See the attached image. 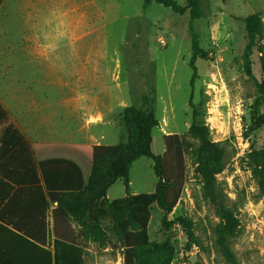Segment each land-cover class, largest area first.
I'll list each match as a JSON object with an SVG mask.
<instances>
[{"label":"rangeland","instance_id":"1","mask_svg":"<svg viewBox=\"0 0 264 264\" xmlns=\"http://www.w3.org/2000/svg\"><path fill=\"white\" fill-rule=\"evenodd\" d=\"M23 1L30 11L23 9ZM143 6L144 0H22L19 7L6 0L0 42L17 48L31 44L33 93L62 94V99L46 98L49 129L56 130L57 139L89 144L78 150L91 162L123 138L126 108L155 115L152 152L165 156L168 176L175 180L180 171L183 181L166 223L165 213L155 203L150 207L147 240H171L174 254L168 264H190L193 255L196 264H264V192L253 171V155L264 150V126L255 120V79L261 82L263 73L254 48L255 79L246 74L244 51V19L260 14L264 22V0H202L204 15L193 21V28L204 55L196 61L193 85L189 13L178 15L156 3L146 10ZM21 58L17 52L16 82L10 84L17 93L25 90L20 80L29 69ZM258 112L264 114V104ZM194 126H205L206 139L221 143L226 167L216 175L217 201L209 197L202 178ZM91 162L83 165L87 175ZM158 181L153 161L142 157L131 167L128 191L119 180L108 201L154 193ZM169 190L172 196L176 192ZM111 225L102 216V237L78 232L89 264H119L123 258ZM219 230L228 232L230 260L215 244ZM113 249L120 253L116 261L98 256Z\"/></svg>","mask_w":264,"mask_h":264},{"label":"trees","instance_id":"2","mask_svg":"<svg viewBox=\"0 0 264 264\" xmlns=\"http://www.w3.org/2000/svg\"><path fill=\"white\" fill-rule=\"evenodd\" d=\"M4 0H0V7ZM181 5L176 0H144V10L152 3L170 8L178 15L187 12L190 17V32L192 33V69L191 85L197 77L196 61L204 55L199 47V41L193 28V21L203 17L202 0H185ZM247 30V44L245 46V72L252 78V54L257 48L263 73V80L255 79L258 89V98L255 100V120L264 126V114H259L258 108L264 104V22L260 14H254L244 19ZM123 124L127 132V140L116 144L111 152L101 159L91 162L88 154L80 152L81 147L74 146L65 150L63 156L49 157L42 160L34 168L40 171L36 177V190L49 208L51 203H57L52 212L53 244L39 240L34 234H26L32 238L31 254H0V264H89L87 252L79 243L78 232L86 237L104 235L101 226V217L111 222L110 231L122 247L124 264H168L174 254V245L171 240L164 243H150L147 240V224L150 217V207L156 204L167 214L173 210L179 197L182 186V173L178 171L173 177L168 176L165 170V156L155 155L152 152L153 130L158 121L153 113L143 108L128 107L124 110ZM191 134L200 141L199 156L202 178L206 182L209 197L217 201V178L226 164L222 161L221 143H212L206 139L208 130L203 127H192ZM166 139H171L167 136ZM170 146V143L168 144ZM169 149L167 150V152ZM91 155V154H90ZM146 157L153 161V170L159 179L156 190L150 194H138L122 199L108 201L104 198L108 189L117 181L122 180L126 191L130 187V170L135 161ZM253 171L258 177V184L264 192V150L253 155ZM91 162L90 174L87 175L83 165ZM169 189H176L170 194ZM46 191V196L45 193ZM79 227V230L74 225ZM168 227L171 224L168 223ZM47 227V226H46ZM49 232V227L46 228ZM86 231V232H84ZM87 233V234H86ZM83 236V237H84ZM215 244L223 256L230 260L232 250L227 231L219 230ZM116 260L117 251L99 254Z\"/></svg>","mask_w":264,"mask_h":264},{"label":"crops","instance_id":"3","mask_svg":"<svg viewBox=\"0 0 264 264\" xmlns=\"http://www.w3.org/2000/svg\"><path fill=\"white\" fill-rule=\"evenodd\" d=\"M13 1L20 7L22 0ZM23 4V9L30 11L29 2L23 1ZM5 5L6 0L0 7V14ZM17 52L22 57L19 61L23 67H29L20 80L27 84L23 93H17L10 86L16 82ZM32 55L30 43L17 48L15 44L0 42V254H31L32 238L26 236L29 233L52 246V212L57 203H51L48 208L41 192L36 190L35 180L40 177V171L34 165L49 157H62L68 147L89 145L65 141L62 137L57 139L56 130L49 129L47 115L44 114L49 109L46 98L51 95L50 98L62 99V94L33 93ZM44 128L49 129V133H41ZM126 140L125 129L119 143ZM111 187L107 191V199ZM44 193L48 199L47 192ZM73 225L79 230L77 225ZM122 259L119 258V264H122Z\"/></svg>","mask_w":264,"mask_h":264},{"label":"water","instance_id":"4","mask_svg":"<svg viewBox=\"0 0 264 264\" xmlns=\"http://www.w3.org/2000/svg\"><path fill=\"white\" fill-rule=\"evenodd\" d=\"M171 236H172V234H171ZM190 264H196V260H195L194 255L190 257Z\"/></svg>","mask_w":264,"mask_h":264}]
</instances>
